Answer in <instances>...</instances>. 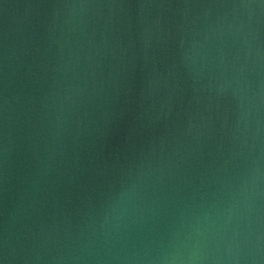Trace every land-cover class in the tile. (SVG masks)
<instances>
[{
	"label": "water",
	"instance_id": "obj_1",
	"mask_svg": "<svg viewBox=\"0 0 264 264\" xmlns=\"http://www.w3.org/2000/svg\"><path fill=\"white\" fill-rule=\"evenodd\" d=\"M0 264H264V0H0Z\"/></svg>",
	"mask_w": 264,
	"mask_h": 264
}]
</instances>
